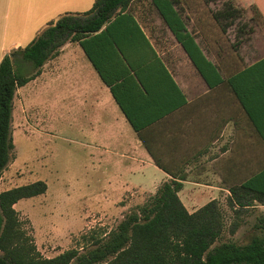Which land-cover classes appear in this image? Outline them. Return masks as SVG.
<instances>
[{"label": "crops", "instance_id": "crops-1", "mask_svg": "<svg viewBox=\"0 0 264 264\" xmlns=\"http://www.w3.org/2000/svg\"><path fill=\"white\" fill-rule=\"evenodd\" d=\"M94 2L0 0V61L59 16L85 13ZM253 2L180 0L176 7L222 82L206 83L150 0L132 1L82 45L66 42L30 82L47 78L54 90L64 77L67 115L73 106L86 119L96 111L83 146L93 162L110 164L122 187L153 195L176 181L188 212L212 201L229 209L231 188L264 190V5ZM253 6L260 18H252ZM240 212L246 219L260 212L253 228H264L263 203Z\"/></svg>", "mask_w": 264, "mask_h": 264}, {"label": "trees", "instance_id": "trees-1", "mask_svg": "<svg viewBox=\"0 0 264 264\" xmlns=\"http://www.w3.org/2000/svg\"><path fill=\"white\" fill-rule=\"evenodd\" d=\"M132 1L95 0L85 13L63 14L48 23L28 45L1 59L0 176L10 163L14 149L12 113L16 91L38 76L46 61L57 56L66 42L82 45L83 36L97 32ZM150 2L184 46L206 83L222 82L214 66L185 32L176 10L180 0ZM251 11L252 18H260L256 7H251ZM181 187L176 181L164 183L143 205L127 215L107 240L95 239L94 247L83 254L77 249H69L52 258L41 256L14 209L20 200L45 194L46 184L36 181L2 191L0 264H264V228L258 227L261 236L252 237L242 245L220 242L226 229L222 206L212 201L190 213L178 198ZM230 193L232 200L227 202V207L235 217L229 228L233 235L240 227L237 217L241 208L250 206L253 201L264 204V190L255 186L234 187Z\"/></svg>", "mask_w": 264, "mask_h": 264}, {"label": "rangeland", "instance_id": "rangeland-1", "mask_svg": "<svg viewBox=\"0 0 264 264\" xmlns=\"http://www.w3.org/2000/svg\"><path fill=\"white\" fill-rule=\"evenodd\" d=\"M238 1L244 4L246 0ZM253 1L256 6L264 5V0ZM43 81L40 86L30 82L15 93L14 149L0 176V192L43 181L47 187L45 194L20 200L14 206L23 229L44 258L69 249L83 254L94 247L95 239L107 240L118 224L152 193L122 187L121 180L109 169L110 164L98 165L90 159L83 144L91 127L87 119L94 116L96 122V111L89 110L87 115L85 112L86 119L80 106H73V116L67 115L64 77L52 84L54 90L47 78ZM94 125L98 128L97 123ZM222 210L226 229L220 242L242 245L261 236V231L253 228V218L260 212L247 216L248 219L240 212V227L232 235L229 228L234 213L223 207Z\"/></svg>", "mask_w": 264, "mask_h": 264}, {"label": "water", "instance_id": "water-1", "mask_svg": "<svg viewBox=\"0 0 264 264\" xmlns=\"http://www.w3.org/2000/svg\"><path fill=\"white\" fill-rule=\"evenodd\" d=\"M8 55H9V56H11V54H10V53H9Z\"/></svg>", "mask_w": 264, "mask_h": 264}]
</instances>
